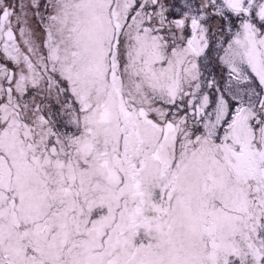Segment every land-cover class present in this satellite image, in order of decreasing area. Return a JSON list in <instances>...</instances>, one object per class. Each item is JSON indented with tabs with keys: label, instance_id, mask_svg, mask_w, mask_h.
<instances>
[{
	"label": "snow or ice",
	"instance_id": "obj_1",
	"mask_svg": "<svg viewBox=\"0 0 264 264\" xmlns=\"http://www.w3.org/2000/svg\"><path fill=\"white\" fill-rule=\"evenodd\" d=\"M0 264H264V0H0Z\"/></svg>",
	"mask_w": 264,
	"mask_h": 264
}]
</instances>
